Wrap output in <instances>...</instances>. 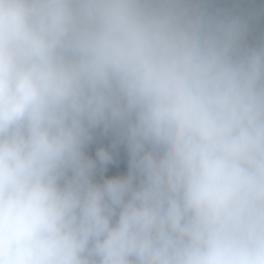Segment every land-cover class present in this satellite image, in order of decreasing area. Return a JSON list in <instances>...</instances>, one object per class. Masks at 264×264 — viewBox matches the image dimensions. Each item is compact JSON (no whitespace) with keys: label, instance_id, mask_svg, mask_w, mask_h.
<instances>
[{"label":"clouds","instance_id":"clouds-1","mask_svg":"<svg viewBox=\"0 0 264 264\" xmlns=\"http://www.w3.org/2000/svg\"><path fill=\"white\" fill-rule=\"evenodd\" d=\"M0 264H264V0H0Z\"/></svg>","mask_w":264,"mask_h":264},{"label":"trees","instance_id":"trees-1","mask_svg":"<svg viewBox=\"0 0 264 264\" xmlns=\"http://www.w3.org/2000/svg\"><path fill=\"white\" fill-rule=\"evenodd\" d=\"M111 138L105 137L103 140L98 141V143L93 144L90 146L88 152L89 155L95 156V151L98 146L103 144L104 146H109L111 145ZM114 154L116 157V163L110 164L103 172L101 175L100 173L97 174L96 179L102 181L104 178H109L112 176H122L127 174V164H128V155H127V150L125 146L123 145H117V148L114 150Z\"/></svg>","mask_w":264,"mask_h":264}]
</instances>
